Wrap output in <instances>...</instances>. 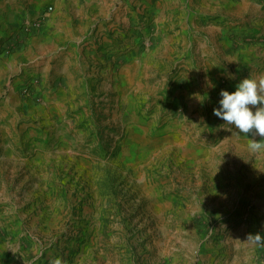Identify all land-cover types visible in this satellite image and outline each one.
Returning <instances> with one entry per match:
<instances>
[{"label": "rangeland", "instance_id": "374dc122", "mask_svg": "<svg viewBox=\"0 0 264 264\" xmlns=\"http://www.w3.org/2000/svg\"><path fill=\"white\" fill-rule=\"evenodd\" d=\"M141 1L99 0L90 23L74 18L68 44L106 57L61 101L52 88L73 71L26 77L17 61L21 36L46 22L25 33L28 0H0V264H264V55L218 58L207 17L193 27L181 7L155 27ZM260 16L228 43L263 51ZM128 38L144 64L133 90L118 84ZM171 127L202 155L185 158Z\"/></svg>", "mask_w": 264, "mask_h": 264}, {"label": "crops", "instance_id": "0c3cea01", "mask_svg": "<svg viewBox=\"0 0 264 264\" xmlns=\"http://www.w3.org/2000/svg\"><path fill=\"white\" fill-rule=\"evenodd\" d=\"M105 2H107V0H105ZM141 2L147 7L145 13L146 18L154 22L155 27L159 24L160 26H164V28H169V26L165 24L169 19L168 16L178 12L181 7H186L188 10H185V14L191 19V25L193 27H195V19L198 16H205L208 19L206 24L209 23L210 25L208 28L215 31L217 39H215V42H213L211 46L213 55L223 60L238 59L246 65L263 63L260 61V56L264 55V50L262 51L260 48L239 44H229L226 38L228 34L243 36L258 31L260 29V15L264 12V0H142ZM47 3H51L55 11L49 14L41 31L31 33L30 36H21L20 39L23 40V42L19 45L18 51H24L28 57L24 59L19 58L17 61L19 60V70H23L24 76L26 77H31V75L43 76V71L45 73L56 66H58L57 70L60 72L73 71V73H75V75H73V80L69 78V74L62 76V78H60L58 74L57 80L52 88L57 91L56 100L62 101L64 94H66V92H71L72 87L80 86L81 84H83V86L87 85V82L84 83L82 81L84 76L88 75L90 79L89 83L94 84V70L88 73H86L85 70L90 68L91 65H94L93 63L104 60L106 57V49L104 48L99 51L94 50L95 46L80 48V39L76 44H68L66 40L67 36L76 35L80 32V23L76 25L74 23V18L77 17L80 20L86 17L88 19L87 23L94 20L97 14L96 7L99 5V0H28L27 14L33 15L32 18L37 17L46 9L44 6ZM127 8L128 7L125 8V13L129 10H127ZM250 13H253L254 16L251 19H247L246 15ZM61 14L64 20L57 22ZM235 18H241L240 24L235 25L233 23ZM215 24L217 26H215ZM92 26L94 28L95 25ZM134 29L135 28L132 30ZM129 34H131V32H129ZM108 40L111 43L113 42L110 39ZM168 41L169 40H165L166 44L163 52L165 54H174L175 47ZM174 41L175 39L171 38L170 42ZM208 41L211 42L214 41V39ZM123 43H125V49L128 50L126 57H129L128 59L130 60H128L122 68V73H124L123 76L126 80L120 81L118 84H123L126 89L130 88V90H133L134 79L140 76L144 64L139 63V58H135L136 56L132 55L133 52L130 51L131 40L129 38L124 39ZM191 45H193L191 48L194 49V43H191ZM105 46L106 42L104 43V47ZM157 46L158 45L155 44L153 49L155 54L159 51ZM197 46L198 45H196V50H194L199 52L200 48ZM159 48L161 49L162 47L160 46ZM191 48L186 51L192 53ZM211 52L203 50L200 53L205 59L209 60L208 57ZM182 53L183 57L186 52L183 51ZM96 54L97 56H95ZM179 54L180 49L177 50L175 55L179 56ZM172 58L173 57H170V59ZM157 62L159 61L156 60V63ZM212 65L219 67V65L215 63ZM24 66H30L32 69L34 66L37 68L34 69L33 72H27V69H25L27 67L24 68ZM206 69L208 71V68ZM115 85H117V83L114 84V87ZM171 128H168L169 131L166 137L170 141L173 140L178 143L179 149L185 158L187 157L190 160L202 155L203 146H201L202 149L190 146L186 135L178 129ZM190 162L192 161L190 160Z\"/></svg>", "mask_w": 264, "mask_h": 264}, {"label": "built area", "instance_id": "2783aa9c", "mask_svg": "<svg viewBox=\"0 0 264 264\" xmlns=\"http://www.w3.org/2000/svg\"><path fill=\"white\" fill-rule=\"evenodd\" d=\"M52 10L53 8L49 6L47 9L43 10L37 17L23 22L22 31L25 33H28V32L36 31L42 28L43 24L47 21L49 13ZM148 43H149V40H147L146 44Z\"/></svg>", "mask_w": 264, "mask_h": 264}]
</instances>
